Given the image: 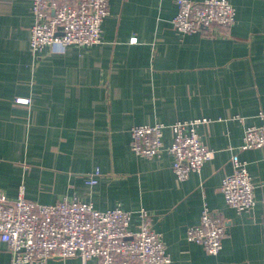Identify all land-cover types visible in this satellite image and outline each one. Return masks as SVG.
Returning <instances> with one entry per match:
<instances>
[{
    "label": "crops",
    "instance_id": "obj_1",
    "mask_svg": "<svg viewBox=\"0 0 264 264\" xmlns=\"http://www.w3.org/2000/svg\"><path fill=\"white\" fill-rule=\"evenodd\" d=\"M229 1L231 28L181 34L172 22L176 0H110L99 43L46 46L35 56L32 0H0V189L15 198L24 185L29 200L46 204L77 197L100 210L120 206L132 212V227L145 210L169 264H264V146L241 149L245 129L262 122L264 0ZM198 118L209 119L198 132L214 157L186 180L171 153L143 157L132 149L133 125L165 124L169 145L170 125ZM234 155L254 181L251 211L230 207L221 192ZM205 206L227 226L217 255L186 237ZM0 264H11L2 241Z\"/></svg>",
    "mask_w": 264,
    "mask_h": 264
},
{
    "label": "built area",
    "instance_id": "obj_2",
    "mask_svg": "<svg viewBox=\"0 0 264 264\" xmlns=\"http://www.w3.org/2000/svg\"><path fill=\"white\" fill-rule=\"evenodd\" d=\"M178 12L172 22L181 34L212 27L226 29L236 23V8L229 0H176ZM110 0H32L34 23L30 49L37 56L46 46L65 49L69 45L99 43L103 22L109 15ZM132 41L137 40L132 37ZM27 103V99H19ZM259 125L245 129L242 150L264 146V107ZM208 118L176 121L169 128L172 140L164 142L166 125L139 124L130 128L133 151L143 157H156L167 151L174 156L173 169L180 180L200 172L214 157L198 132ZM233 171L224 175L221 192L227 205L238 212L251 211L256 205L255 185L245 161L231 157ZM97 170L88 182L95 184ZM140 221L132 227L131 211L117 206L97 209L92 202L64 197L56 203H39L26 197L21 185L15 198L0 189V241L8 246L11 264H48L53 258L79 257L81 264H169L171 256L162 233L153 229L149 212H139ZM264 235V210L262 213ZM226 222L221 213L203 208L199 223L187 229L189 241L199 243L211 255L223 247Z\"/></svg>",
    "mask_w": 264,
    "mask_h": 264
}]
</instances>
